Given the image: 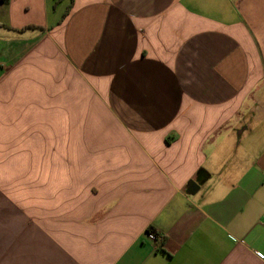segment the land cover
<instances>
[{"label": "crops", "instance_id": "crops-1", "mask_svg": "<svg viewBox=\"0 0 264 264\" xmlns=\"http://www.w3.org/2000/svg\"><path fill=\"white\" fill-rule=\"evenodd\" d=\"M0 264H264V0H0Z\"/></svg>", "mask_w": 264, "mask_h": 264}, {"label": "built area", "instance_id": "built-area-1", "mask_svg": "<svg viewBox=\"0 0 264 264\" xmlns=\"http://www.w3.org/2000/svg\"><path fill=\"white\" fill-rule=\"evenodd\" d=\"M148 238L151 240V241H154L155 243L157 244H161V240L159 237L155 236L154 234H148Z\"/></svg>", "mask_w": 264, "mask_h": 264}, {"label": "trees", "instance_id": "trees-1", "mask_svg": "<svg viewBox=\"0 0 264 264\" xmlns=\"http://www.w3.org/2000/svg\"><path fill=\"white\" fill-rule=\"evenodd\" d=\"M72 1V0H71ZM70 9V6H69V8H68V10ZM68 10H67V12H68ZM66 15V14H65ZM27 29H32L33 27L32 26H28V27H26Z\"/></svg>", "mask_w": 264, "mask_h": 264}, {"label": "water", "instance_id": "water-1", "mask_svg": "<svg viewBox=\"0 0 264 264\" xmlns=\"http://www.w3.org/2000/svg\"><path fill=\"white\" fill-rule=\"evenodd\" d=\"M189 193H193V192H189Z\"/></svg>", "mask_w": 264, "mask_h": 264}]
</instances>
